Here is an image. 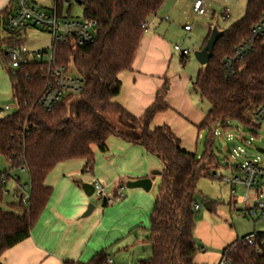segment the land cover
Wrapping results in <instances>:
<instances>
[{
	"label": "trees",
	"instance_id": "1",
	"mask_svg": "<svg viewBox=\"0 0 264 264\" xmlns=\"http://www.w3.org/2000/svg\"><path fill=\"white\" fill-rule=\"evenodd\" d=\"M13 1L0 13V38L4 36L0 48L6 46L1 57L17 104L15 112L0 119V154L10 167L9 172H0V264L7 250L31 236L45 210L52 195V188L45 183L47 175L59 163L74 159H84L83 171H91L94 148L106 152L111 136L142 146L163 162L146 239L152 254L139 264H203L196 260L200 248L195 241L194 205L198 204L199 180L219 165L210 140L199 157L182 147L171 127L151 128L158 114L172 109L166 101L167 80L140 117L114 101L122 86L119 73L132 68L145 33L142 25L148 24L166 0H83V17L97 23L95 41L87 46L62 44L57 52L59 62L81 75L85 86L80 95L65 98L51 111L39 104L46 83L43 65L35 61L18 68L11 65L9 50L25 43L19 36L22 32L5 27L13 13ZM263 15L264 0H248L246 16L222 31L213 57L192 81L193 90L211 106L199 130L212 132L217 124L225 126L227 121H239L251 130L259 127L255 115L264 105V44L258 43L232 75H228L224 61L251 35ZM22 169L29 174L26 203L22 201L24 184L18 175H11ZM11 181L17 184L14 191L19 198L4 209L1 204ZM252 234H256L254 245L244 242L246 236L223 249V253L230 250L228 257L233 264H264V233ZM109 259L103 249L86 264H109Z\"/></svg>",
	"mask_w": 264,
	"mask_h": 264
},
{
	"label": "crops",
	"instance_id": "2",
	"mask_svg": "<svg viewBox=\"0 0 264 264\" xmlns=\"http://www.w3.org/2000/svg\"><path fill=\"white\" fill-rule=\"evenodd\" d=\"M11 1L0 0V13ZM164 5L167 6L168 2ZM157 16L158 13L147 24L132 68L122 71L118 76L122 86L114 101L136 117L142 116L163 90L173 57L168 37L172 27L167 24L170 18ZM19 36L23 38V32ZM180 92L182 104L192 106L193 95L198 94L193 87L185 85ZM172 94V87L169 86L166 98L172 109L158 114L151 128L167 125L177 135L172 111L189 121L190 114L180 106V101L177 103L178 97L176 101L170 99ZM107 146L106 152L94 148L95 161L91 171H83L84 159H74L59 163L47 175L45 183L52 188L49 202L31 236L7 250L2 257L3 264H64L66 261L86 264L97 252L124 237L139 234L140 231L148 234L163 162L142 146L116 136L108 138ZM142 178L151 179L149 191L129 189L123 200L111 205L98 196V203L90 202L83 188L85 184L94 186L100 183L105 193L112 196L119 187H126L128 181ZM15 187L16 183L11 191ZM91 204L94 206L91 213L85 215ZM139 243L144 242L141 240Z\"/></svg>",
	"mask_w": 264,
	"mask_h": 264
},
{
	"label": "rangeland",
	"instance_id": "3",
	"mask_svg": "<svg viewBox=\"0 0 264 264\" xmlns=\"http://www.w3.org/2000/svg\"><path fill=\"white\" fill-rule=\"evenodd\" d=\"M48 1L40 0V3L43 5ZM194 1L166 0L165 3L168 2V5H163L157 17L168 16L170 19L167 24L172 25L168 37L170 36L173 57L166 75L168 84L173 90L170 99L175 100L178 97L177 103L180 101V106L190 114L189 121L172 111V117L176 121L177 136L181 139L185 149H189L199 157L204 153L210 140L219 163L197 184L199 192L197 202L200 208L195 210L194 217L195 241L200 248L196 260L203 264H217L223 249L231 246L236 240L252 233H264V215L262 217L244 215L247 207L253 205L252 194L250 204L247 205L244 201L247 194L246 188L240 183L232 184L229 181L234 176H239V164L262 156L257 148L264 149V120L258 123L259 127L255 130H251L239 121H227L225 126L219 123L213 127L212 132L208 129L199 130L198 124L209 111L210 104L206 100H202L198 94L193 95L192 106L187 103L182 104L181 89L185 85L191 88L192 81L203 67L196 59L195 52L204 47L211 29L217 28L221 32L226 31L233 24L241 21L246 16L248 4V0H205L209 4L208 16H198L192 8ZM226 7L230 9L232 16L228 20H222L221 14ZM83 13L84 6L73 8L74 16L82 17ZM187 21L192 25L190 32L184 30ZM152 28L153 26H151ZM23 34L24 42L30 50L45 49L51 45V36L41 29L29 28ZM175 45L189 49L191 55L182 61L181 54L174 50ZM5 48L6 46L2 44L0 48V119L17 110L8 68L1 57L2 50L4 51ZM7 105L9 109H5ZM195 123L198 124L195 126ZM239 150H243V153L239 154ZM9 170L8 162L0 154V172H9ZM11 175H18L22 184H28L27 191H29L27 171L17 170ZM13 186V181L7 184L9 190H12ZM128 190L127 187H124V194ZM98 200L96 193L89 196V201L92 203L96 204L99 202ZM10 201L11 197L6 194L1 206L8 209ZM206 202L212 204L211 210L206 208ZM149 235L150 223L148 234H145L144 231H140L139 234L134 233L105 247V250L115 264H139L141 259L148 258L152 254L151 247L146 241ZM141 240L144 243H139Z\"/></svg>",
	"mask_w": 264,
	"mask_h": 264
},
{
	"label": "built area",
	"instance_id": "4",
	"mask_svg": "<svg viewBox=\"0 0 264 264\" xmlns=\"http://www.w3.org/2000/svg\"><path fill=\"white\" fill-rule=\"evenodd\" d=\"M75 6L83 7V0H81V4L77 0H49L47 4L43 5L40 0H14L13 13L5 23V27L9 31L25 32L29 28H36L46 31L51 36V45L48 48L30 50L24 43L15 45L9 50L13 68H18L31 61L40 62L43 65L42 71L46 83L39 104L46 111L53 110L65 98L73 99L80 95L85 86L81 75L77 74L69 65L60 63L58 60L59 45L87 46L94 43L96 38V21L85 19L83 16H74L72 12ZM192 8L196 15L208 16L209 4L205 0H195ZM230 12L228 7L224 8L221 19H230L232 16ZM142 28L147 31L146 24H143ZM184 30L191 31L192 25L187 23ZM258 43L264 44V15L252 29L251 35L240 43L233 54L224 61L228 75L235 72L237 64L252 53ZM174 49L185 58L191 55L189 49L181 48L179 45H175ZM5 109H9V106L7 105ZM255 119L258 122L264 120V105L257 110ZM241 153L243 150H239V154ZM238 170L239 176H234L229 181L232 184L240 183L246 188L247 194L244 201L247 205L250 204L252 194L253 205L247 207L245 215L262 217L264 215V154L261 157L247 160L244 164H239ZM13 182L15 183V181ZM22 189L24 191L22 201L26 203L29 198L26 193L27 187L24 186ZM94 193L110 205L125 198L124 186L119 187L115 195L108 196L104 186L95 183ZM5 194H8L12 200L19 198L14 190L11 191L8 188ZM199 208V204L194 205L195 210H199ZM244 242L247 245H254L256 234L247 236ZM229 251L221 255L217 264H233L228 257ZM112 263V259H109V264Z\"/></svg>",
	"mask_w": 264,
	"mask_h": 264
},
{
	"label": "water",
	"instance_id": "5",
	"mask_svg": "<svg viewBox=\"0 0 264 264\" xmlns=\"http://www.w3.org/2000/svg\"><path fill=\"white\" fill-rule=\"evenodd\" d=\"M79 2V4H81V0H77ZM223 35V32L219 31L217 28L213 29L212 34L210 35L207 43L205 44V46L200 49L199 51L195 52V57L198 60V62L205 66L206 64L209 63V61L211 60V58L213 57L214 54V47L216 45V42L218 41V39ZM257 151L260 154H264V149L262 148H257ZM128 189H134V188H142L146 191H149L152 187V181L149 178H142V179H138V180H130L126 183L125 185ZM85 193L88 196H92L94 193V186L92 184H85L83 186ZM205 206L208 210H211V204L210 202H206ZM93 205H89V208L86 212L85 215H88L91 213L92 209H93Z\"/></svg>",
	"mask_w": 264,
	"mask_h": 264
}]
</instances>
